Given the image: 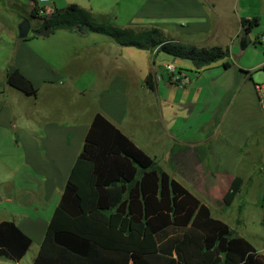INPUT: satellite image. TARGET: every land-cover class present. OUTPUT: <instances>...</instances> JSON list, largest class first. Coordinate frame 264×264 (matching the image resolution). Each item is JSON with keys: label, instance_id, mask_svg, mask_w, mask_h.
Returning <instances> with one entry per match:
<instances>
[{"label": "crops", "instance_id": "crops-1", "mask_svg": "<svg viewBox=\"0 0 264 264\" xmlns=\"http://www.w3.org/2000/svg\"><path fill=\"white\" fill-rule=\"evenodd\" d=\"M160 1H165L172 18L167 23L170 30L176 24L174 18L193 21L209 17L214 23L210 28L205 27L206 22L190 24L188 31H201L208 38L203 43H186L170 35L181 43L220 47L213 46L210 40L218 30L231 27L232 22L234 38L240 40L245 33L243 19H259V28H264V0ZM155 2L147 0L145 6L150 8ZM35 6L32 1L31 13ZM221 6L228 8L223 14L217 10ZM45 9L50 15L57 9L56 4H48ZM91 13L97 18H109ZM36 21L32 28L38 31L41 21ZM223 22L228 25L222 28ZM10 33L17 51L8 64L16 66L38 93L28 97L11 88L8 75L1 82L0 224L15 223L33 240V245L21 262L0 259V264H34L99 113L157 159L159 165H170L173 174L188 185H198L205 178L224 179L228 192L234 179L241 177L242 195L251 192L253 180L264 174V114L256 92L250 90L251 74L219 93L222 88L203 77L206 70L196 72L198 78L192 79L179 66L187 79V86L179 89L167 82L168 77L161 76L162 80L157 81V58L163 63L162 68L169 62L161 60V54L123 48L108 37L82 43L81 34L65 31L48 38L35 36L40 41L36 49L29 40H20L18 31L13 29ZM255 66L264 68V59ZM151 74L156 80L154 91L147 87ZM201 106L209 110L214 106L212 115L207 121L198 122L201 130L190 133L186 129L190 109ZM242 113L247 114L243 131L235 135L232 125ZM248 167L253 170L251 175L241 176V169Z\"/></svg>", "mask_w": 264, "mask_h": 264}, {"label": "trees", "instance_id": "trees-1", "mask_svg": "<svg viewBox=\"0 0 264 264\" xmlns=\"http://www.w3.org/2000/svg\"><path fill=\"white\" fill-rule=\"evenodd\" d=\"M37 15L35 6L31 18L41 21L38 31L79 34L78 28L87 25L89 32L120 47L189 61L197 73L219 61H226L225 70L232 68L229 47L181 43L159 28H120L78 5L42 18ZM242 27L250 35L259 19H243ZM155 82L149 75L147 87L152 91ZM8 85L28 97L38 93L19 69L8 74ZM243 185V178L236 177L221 205L233 206ZM32 245L15 223L0 224V259L19 263ZM34 264H264V255L247 239L235 236L157 159L99 113Z\"/></svg>", "mask_w": 264, "mask_h": 264}, {"label": "rangeland", "instance_id": "rangeland-1", "mask_svg": "<svg viewBox=\"0 0 264 264\" xmlns=\"http://www.w3.org/2000/svg\"><path fill=\"white\" fill-rule=\"evenodd\" d=\"M147 0H51V3L56 4V8L59 10L66 9L70 5H78L88 12H94L101 15H108L111 23L120 28L129 27H153L159 28L166 37L178 36V40L186 43H203L208 40L204 38L205 35L200 31H188L190 24H203L206 22L205 27L210 28L214 23L209 17L200 18L199 20L191 19H175V26H172L173 30L167 27V23L172 19L168 16V10L165 8V1L156 0V4L149 5L150 8L145 6ZM50 3V4H51ZM31 4L32 0H0V87L1 82L9 74L11 67H16L13 64H8L13 60L16 55L17 46L15 41L11 37V30L18 31V26L25 20H29L32 27L37 25V21L31 18ZM154 5V6H153ZM46 7V6H44ZM252 8V6H251ZM220 14H223L228 10L227 7H217ZM254 10V8H252ZM136 17L133 24L130 21ZM25 19V20H23ZM222 28L228 25L223 22ZM235 24L232 22L231 27L228 29H220L210 40L213 46L229 47L231 51L230 62L232 68L225 70L224 64L226 61H219L212 65L208 70L202 73L204 78L208 80H214L216 85L222 89L218 91L223 93L225 89L238 84L241 79L246 77L244 72H249L252 75L253 82H250V90L256 92L255 85L264 83V69H257L256 63L261 59H264V44H260L259 40L264 35V28H255L250 34L252 43L246 50H242L240 40L234 38ZM181 30H186L183 32ZM19 33V31H18ZM19 35V34H18ZM171 35V36H170ZM80 42L82 43H95L101 38H107L102 35L88 32L87 35H81ZM35 36L30 34L28 37L29 43L34 48H38V41L35 40ZM43 40V39H40ZM18 42H22L18 39ZM27 42V41H25ZM146 54V53H143ZM161 60L164 59L167 63L175 64L176 67L183 66L186 70L187 77L197 79L198 74L189 61L174 60L165 54L160 55ZM158 76H163L165 79L168 77V73L162 68V62L157 58ZM245 89L244 94H246ZM218 96V94H217ZM256 96V95H255ZM258 100V99H257ZM216 106V105H215ZM212 110L203 106L197 109H190L191 115L189 122L186 123V129H190L189 132L201 130L198 122H204L212 115ZM246 113L238 116L233 123L232 129L234 134L237 135L245 123ZM164 171H167L169 175L179 181L184 187H186L193 195L199 198L204 204H206L212 211L215 218L220 219L227 223L235 236L242 237L250 241L258 252L264 255V174L259 175L258 179H254L253 188L251 192L240 195L233 206L224 207L221 205V201L225 193L227 192L226 181L220 179H204L200 184L189 183V185L173 174L172 167L166 166L164 163L160 164ZM252 168H243L239 172L243 177H249L252 173ZM192 187V188H191ZM33 252V251H32ZM32 253H29L28 259L31 260ZM33 259V258H32Z\"/></svg>", "mask_w": 264, "mask_h": 264}, {"label": "built area", "instance_id": "built-area-1", "mask_svg": "<svg viewBox=\"0 0 264 264\" xmlns=\"http://www.w3.org/2000/svg\"><path fill=\"white\" fill-rule=\"evenodd\" d=\"M51 0H36L37 6V16L42 18L44 16H48L47 10L44 6L50 4ZM260 44H264V36L261 37L259 40ZM165 71L168 73L167 82L170 85L176 86L179 89H183L187 86V79L186 77L180 72V70L174 64H165L164 65ZM264 69V68H263ZM162 77L158 76L157 81H161ZM256 95L258 99L259 106L264 114V83L255 85ZM10 202L12 200H9Z\"/></svg>", "mask_w": 264, "mask_h": 264}, {"label": "water", "instance_id": "water-1", "mask_svg": "<svg viewBox=\"0 0 264 264\" xmlns=\"http://www.w3.org/2000/svg\"><path fill=\"white\" fill-rule=\"evenodd\" d=\"M18 31H19V39L20 40H26L28 39L30 34H33L36 37H41V38H48L53 34V31L50 28H47L43 31H36L33 30L32 25L29 20L23 21L19 26H18ZM78 32L81 35H87L89 32L88 26L87 25H82L81 27L78 28ZM251 38L248 33H244L241 37V48L242 50H246L250 44H251ZM17 68L16 67H11L9 70V74L12 75L16 72Z\"/></svg>", "mask_w": 264, "mask_h": 264}]
</instances>
